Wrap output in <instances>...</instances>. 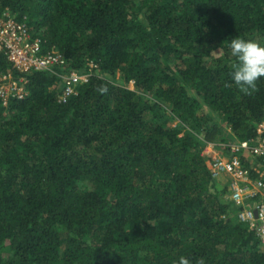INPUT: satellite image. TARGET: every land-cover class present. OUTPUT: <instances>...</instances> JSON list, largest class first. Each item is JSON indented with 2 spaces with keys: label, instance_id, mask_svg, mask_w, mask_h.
<instances>
[{
  "label": "trees",
  "instance_id": "1",
  "mask_svg": "<svg viewBox=\"0 0 264 264\" xmlns=\"http://www.w3.org/2000/svg\"><path fill=\"white\" fill-rule=\"evenodd\" d=\"M5 15L66 63L20 74L0 51L27 93L0 95V264H264L205 151L230 157L264 119V78L242 93L228 47L264 43V0H0ZM72 71L89 79L62 101Z\"/></svg>",
  "mask_w": 264,
  "mask_h": 264
},
{
  "label": "built area",
  "instance_id": "2",
  "mask_svg": "<svg viewBox=\"0 0 264 264\" xmlns=\"http://www.w3.org/2000/svg\"><path fill=\"white\" fill-rule=\"evenodd\" d=\"M0 51L5 53L13 70L20 74L33 70L55 71L66 63L63 53L55 48L44 50L42 40L31 35L27 23L10 15L0 18ZM13 70L0 71V95L5 102L11 95L23 98L27 94L25 77L19 75L16 78ZM63 78L65 84L61 100L66 101L69 96L77 93L78 83L88 81L89 74L72 71ZM228 146L230 157L221 154L214 143L206 148L208 153L213 154V176L216 179H222L221 175L227 176L230 198L242 208L239 215L243 220L249 221L251 227L256 228L264 245V119L258 124L254 138L239 140ZM247 154L250 156L247 158L250 159L251 168L246 164ZM252 169L260 178L252 177ZM259 194V201H250Z\"/></svg>",
  "mask_w": 264,
  "mask_h": 264
},
{
  "label": "clouds",
  "instance_id": "3",
  "mask_svg": "<svg viewBox=\"0 0 264 264\" xmlns=\"http://www.w3.org/2000/svg\"><path fill=\"white\" fill-rule=\"evenodd\" d=\"M228 47L230 55L235 58L231 79L242 93L250 95L258 90V81L264 78V43L236 36ZM99 90L107 91L106 88ZM178 264H189V261L181 257Z\"/></svg>",
  "mask_w": 264,
  "mask_h": 264
},
{
  "label": "rangeland",
  "instance_id": "4",
  "mask_svg": "<svg viewBox=\"0 0 264 264\" xmlns=\"http://www.w3.org/2000/svg\"><path fill=\"white\" fill-rule=\"evenodd\" d=\"M208 150V149H207ZM206 151V150H205ZM207 152V151H206ZM222 178L221 180L223 181L222 183H226L227 182V176L226 175H221ZM228 190H229V187H228Z\"/></svg>",
  "mask_w": 264,
  "mask_h": 264
},
{
  "label": "crops",
  "instance_id": "5",
  "mask_svg": "<svg viewBox=\"0 0 264 264\" xmlns=\"http://www.w3.org/2000/svg\"><path fill=\"white\" fill-rule=\"evenodd\" d=\"M211 155H213V154H211ZM246 157H250V156H248V154H247Z\"/></svg>",
  "mask_w": 264,
  "mask_h": 264
},
{
  "label": "water",
  "instance_id": "6",
  "mask_svg": "<svg viewBox=\"0 0 264 264\" xmlns=\"http://www.w3.org/2000/svg\"><path fill=\"white\" fill-rule=\"evenodd\" d=\"M255 213L257 214V210H255Z\"/></svg>",
  "mask_w": 264,
  "mask_h": 264
}]
</instances>
